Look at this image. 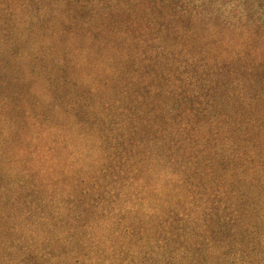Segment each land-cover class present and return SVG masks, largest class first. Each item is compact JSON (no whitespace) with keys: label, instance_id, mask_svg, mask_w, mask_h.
<instances>
[{"label":"trees","instance_id":"obj_1","mask_svg":"<svg viewBox=\"0 0 264 264\" xmlns=\"http://www.w3.org/2000/svg\"><path fill=\"white\" fill-rule=\"evenodd\" d=\"M218 1L189 8L185 0H161V18L135 28L114 19L109 27L111 15L95 22L90 14L86 30L71 33L100 52L108 42L118 52L104 92H78L63 76L73 70L64 55L48 66L33 47L17 54L13 21L31 22L21 8L32 0L18 12L0 1V107L19 113L28 131L41 128L36 138L50 151L60 144L46 138L54 115L72 119L78 139L67 142L75 172L56 214L46 197L22 203V212L14 195L3 197L6 231L19 223L44 231L34 238L39 249L21 250L0 225V251H9L0 252V264H264V22L259 34L224 21L226 31H237L233 45L221 29L207 36ZM37 2L54 11L65 0ZM26 57L41 64L24 68ZM89 154L95 157L83 170L77 161Z\"/></svg>","mask_w":264,"mask_h":264},{"label":"rangeland","instance_id":"obj_2","mask_svg":"<svg viewBox=\"0 0 264 264\" xmlns=\"http://www.w3.org/2000/svg\"><path fill=\"white\" fill-rule=\"evenodd\" d=\"M0 1L4 5L16 10V12L19 11L17 9L18 4L23 3L22 0ZM152 1L65 0V2L58 5L56 10L49 11L45 9V3L39 4L37 0H32L30 4L28 2V6L21 8L23 17H33L30 23H28L30 20L27 18L22 20L23 18L19 19V17H15V22L13 18L8 20L10 23L13 21L16 25V29H13L10 35H13V33L17 36L20 35L21 39V42L14 46V50L18 54L23 46L33 47L36 51L45 55L43 64L48 66L52 61H58L61 55H64L73 70L72 72L67 70L63 76L70 83L76 84L78 92H84L90 87L102 88L101 92H104V82L110 83L112 79V64L119 60L118 52L114 49V51L112 50L109 42L105 51L100 52L99 47L91 39L75 38L71 32L75 31L77 34L83 33L86 27L81 23L92 13L96 14L95 22H98L99 19L101 21L105 19L104 14L111 15L110 19L105 20L108 22L109 27H112V19L115 21L120 20V24L117 25L122 28L124 26L127 28L148 26L149 20L152 24H155L152 17L154 16L156 17L154 19H157V15H159L161 18L162 13H165V9L157 7L161 0ZM172 1L179 3L181 0ZM185 1H188L189 8H193L203 0ZM218 2L221 4V13L218 19L205 21L204 30L207 29L204 33L205 35H215V32L221 29L223 30L222 35L224 39H232L230 45L235 44L237 42V31L229 33V30L226 31L224 28V21L227 22L228 20L231 22V25L238 24L244 32L248 29L250 32L254 30L261 34L264 22V0H219ZM164 3L162 4L165 6ZM34 16L39 20L37 21ZM18 20L20 24H18ZM161 20H157L156 23ZM94 21L92 22L93 24L95 23ZM25 27L29 29L28 35H26V31L24 30ZM192 27L193 25L190 28ZM4 28L8 29L9 27ZM64 28L65 32L63 31ZM108 39L110 40V37ZM38 42L39 44H36ZM50 52L54 53L50 54ZM19 64L24 68L30 69L31 65H40L41 62L37 63L33 58L26 57ZM24 74L23 79L27 81L28 74ZM40 80H43V78L41 77ZM35 87L36 92L34 97L39 102L44 103L45 96L41 85H35ZM56 95L61 96L62 93L56 92ZM100 95L104 98L109 97V94L106 93H100ZM92 99H95L94 96ZM45 108V106L39 107V111L46 113ZM54 117L56 129L47 133L46 138H48L47 141L53 140L60 144H55L53 151H50L47 149V144L36 138L38 133L42 132L40 131L41 128L39 129L35 126L37 128H34V130L31 128V131H28L29 129L22 126L21 120L24 118L19 113L9 114L4 111V108L0 107V225L2 233H4V239L11 243H17V247L21 250L24 247L39 249V242L34 241V238L36 239L38 234L43 233L44 226H26L23 228L18 222V229L6 231L8 223L3 219L2 213L9 205L5 204L3 197L9 194L14 195L18 201V205L16 204L14 209L18 212H22L20 208L22 203L26 204L29 201L36 203L38 199L46 197V201L49 203L47 206L54 211V215L57 213L60 200H65L68 185L75 172L70 164L72 157L67 145L68 141L78 144L76 131L72 128L74 126L73 120L65 118L62 115H54ZM8 119H11L13 124H10ZM87 145L88 147L95 145L94 139H91ZM78 146L82 148L81 145ZM90 154L86 157H81L77 161L83 167V170L90 164L92 157H95L94 154ZM55 235L56 232H54L53 236ZM52 245L54 252L58 253L59 247L56 244ZM0 252L4 255L8 254L9 251L1 249ZM18 252L16 250L13 253L14 257H17Z\"/></svg>","mask_w":264,"mask_h":264}]
</instances>
